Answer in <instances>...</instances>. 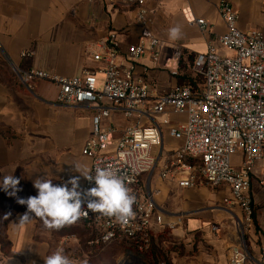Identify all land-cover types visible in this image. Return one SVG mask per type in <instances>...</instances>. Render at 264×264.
<instances>
[{"label": "crops", "instance_id": "1", "mask_svg": "<svg viewBox=\"0 0 264 264\" xmlns=\"http://www.w3.org/2000/svg\"><path fill=\"white\" fill-rule=\"evenodd\" d=\"M228 1L237 12L239 30L264 28V0ZM217 2L163 0L150 4L149 28L161 46L155 61L148 51L135 61V73L149 85L151 95L185 84L192 76L194 56L205 51L208 43L219 52L216 37L225 27ZM135 13L131 5L105 0H0V181L13 175L22 189L14 196L0 189V264H45L44 258L57 249L49 235L39 232L34 214L28 222L20 223L27 207L18 199L37 195L33 186L37 178L63 185L80 176L81 186L85 178L75 165L89 170L91 164L81 153L84 141L92 135L91 107L57 105L53 82L41 80L29 91L16 83L15 70L43 69L62 77L84 71L102 75L98 70L103 62L94 60L93 55L105 54L100 44L110 33L115 35L114 61L128 63L127 47L140 39ZM194 17L208 21V32L189 23ZM24 50L30 55L21 57ZM165 118L176 122L185 117L156 116L158 121ZM125 122L115 109H110L104 120L119 129ZM178 145L179 140L163 128L160 145L153 149L154 154H160L157 167L146 182L162 220L161 226H154L153 241L159 244L158 236L166 231L178 245L169 250L164 264H230L231 250L242 240L252 260L246 264H253L264 248V186L259 183L264 160L257 161L250 174L252 221L240 229L241 210L229 200L227 187L200 184L182 188L175 179L158 177V167ZM240 160V153H235L231 164L237 167ZM214 224L218 226L215 231L211 229ZM66 226L72 231L65 248L73 264H87V257H97L96 252H101L97 248L87 256L92 253L85 246L90 236L82 223Z\"/></svg>", "mask_w": 264, "mask_h": 264}, {"label": "built area", "instance_id": "2", "mask_svg": "<svg viewBox=\"0 0 264 264\" xmlns=\"http://www.w3.org/2000/svg\"><path fill=\"white\" fill-rule=\"evenodd\" d=\"M105 1L131 5L136 10L140 39L127 47L128 63L114 61L115 35L110 33L100 44L105 54L93 55L94 60L104 65L98 70L103 75L100 82L93 71L62 77L43 69L15 70L16 83L29 91L41 80L53 82L57 88V105L91 107L92 135L84 141L81 150L91 159L89 171L94 175L96 167H110L136 197L135 215L125 224L90 211L87 218L82 217L79 221L90 234L86 244L102 250L124 241L143 249L154 226L162 225L146 182L157 167L160 154H154L153 149L160 145L163 128L179 140V145L169 151L158 167V177L175 179L182 188L200 184L227 187L229 200L241 210L238 226L243 229L251 223L253 215L250 174L255 163L264 160V28L239 30L238 15L232 4L218 0L216 10L225 30L216 41L231 49L233 55H219L208 43L205 51L194 56L191 65L192 76L199 77V83L176 85L151 95L149 85L135 73V61L145 51L154 61L158 58L161 41L149 28L150 4L163 0ZM189 23L202 33L208 32L209 23L202 17H194ZM28 55V50L20 53L21 57ZM110 109L125 119L121 129L104 123ZM166 114L185 118L176 122L156 119ZM235 153L241 155L237 167L231 164ZM259 183L264 186V174ZM93 186L94 182L84 179L81 188ZM211 229L215 231L218 226L214 224ZM129 258L132 256L122 258L120 263ZM250 260L244 241L238 242L231 250L230 264H246ZM253 264H264V248Z\"/></svg>", "mask_w": 264, "mask_h": 264}, {"label": "clouds", "instance_id": "3", "mask_svg": "<svg viewBox=\"0 0 264 264\" xmlns=\"http://www.w3.org/2000/svg\"><path fill=\"white\" fill-rule=\"evenodd\" d=\"M75 170L86 180L94 182V186L82 189L80 176L71 177L63 185H54L47 178H37L33 181L37 195L18 199L19 204L27 207L20 223L28 222L34 214L46 229L59 231L66 225L77 223L82 217L87 218L89 211L114 218L121 224L127 223L135 215L133 205L136 197L113 169L96 167L94 175L80 165H75ZM19 184L18 178L6 175L0 181V189L14 196L22 190L18 187ZM44 260L45 264H73L63 249H57Z\"/></svg>", "mask_w": 264, "mask_h": 264}, {"label": "rangeland", "instance_id": "4", "mask_svg": "<svg viewBox=\"0 0 264 264\" xmlns=\"http://www.w3.org/2000/svg\"><path fill=\"white\" fill-rule=\"evenodd\" d=\"M218 54L222 56H232L233 51L231 49H227L225 47L220 46ZM96 77L100 82L101 80L100 78H102V75L98 74ZM199 79H197V81H199ZM231 161H232V157H231ZM38 220L40 223L39 232L45 235H49V239L52 240L51 244L55 247V249H58V248L63 249L64 253L68 255L65 247L68 244H70V239L68 238V236L72 232L71 227L65 226L59 231L48 230L44 227L43 222L39 218ZM60 235H64L66 237H63V239L61 238L58 241ZM88 236H90V234ZM158 238H159V244L155 243L143 249L133 248V246L131 247V245H129L127 242H124V241L113 243L103 248L101 252L99 253V255L97 253L96 254L97 257H93V256H91L90 258L87 257V264H121L120 262L122 258H126V256L128 255L132 256V258H129V260L130 259L131 260L130 261L123 260L122 264H128V262H131L133 260L139 261V264H164L165 262H167V259H168L167 253L169 252V250L177 247L178 245L166 231L161 232ZM162 241H165L164 245L162 244L160 245ZM154 249H157V251L160 254L158 255L157 259L153 262L151 254ZM92 254L88 253L87 256H90Z\"/></svg>", "mask_w": 264, "mask_h": 264}, {"label": "trees", "instance_id": "5", "mask_svg": "<svg viewBox=\"0 0 264 264\" xmlns=\"http://www.w3.org/2000/svg\"><path fill=\"white\" fill-rule=\"evenodd\" d=\"M197 79H199L198 77H189L188 79H187V81H186V83L185 84H189V85H191V86H195L197 83H199L200 82V79H199V81H197ZM153 244H155V242L153 241V237H151L150 238V241H149V243H148V245H147V247H149L150 245H153ZM85 246L87 247V250H92L91 252L94 254V252H96L95 251V249L93 248V247H89L86 243H85ZM132 247V246H131ZM146 247V248H147ZM134 248V247H133ZM155 248V247H154ZM158 248V247H157ZM134 250V249H133ZM158 251H157V249H154L153 250V252H152V261L154 262L156 259H157V257H158V255L160 254L159 252L157 253ZM91 253V254H92ZM96 253H98V251L96 252ZM99 255V254H98Z\"/></svg>", "mask_w": 264, "mask_h": 264}, {"label": "bare ground", "instance_id": "6", "mask_svg": "<svg viewBox=\"0 0 264 264\" xmlns=\"http://www.w3.org/2000/svg\"><path fill=\"white\" fill-rule=\"evenodd\" d=\"M128 264H139V261L133 260L131 262H128Z\"/></svg>", "mask_w": 264, "mask_h": 264}]
</instances>
